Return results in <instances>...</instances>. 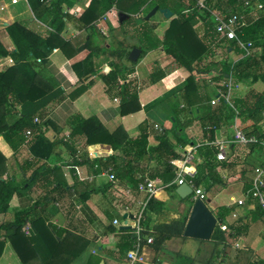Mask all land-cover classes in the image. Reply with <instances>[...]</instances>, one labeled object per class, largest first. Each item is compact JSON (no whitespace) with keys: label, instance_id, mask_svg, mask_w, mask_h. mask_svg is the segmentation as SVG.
Segmentation results:
<instances>
[{"label":"trees","instance_id":"1","mask_svg":"<svg viewBox=\"0 0 264 264\" xmlns=\"http://www.w3.org/2000/svg\"><path fill=\"white\" fill-rule=\"evenodd\" d=\"M27 1L35 18L19 19L5 27L13 40L15 50H7L0 39V58L10 57L14 62L6 70H0V137H3L11 152L7 157L0 150V215H6L11 207L18 206L13 220L0 223V259L6 242L9 241L23 264H29L26 252L35 248L42 226L59 236L54 226H46V221L56 205V194L61 190L68 191L72 201L77 203L89 192V186L93 183L81 182L74 177V185L69 186L62 166L40 164L48 161L61 147L70 152L71 159L77 154L78 143L84 147V162L70 163V174L75 172L76 165L94 176L112 167L115 181L108 182L105 190L119 198L123 206L133 207L135 200L141 196L138 189L141 175L148 174L150 179L158 181L166 188L150 200L147 208L149 212L156 214L166 211L169 201L178 197V187L175 184L177 167L173 161L181 159L184 151L191 147L182 135L195 121L199 122L201 143L206 139L218 140L219 131L232 129L237 118L248 117L254 121L252 125L241 128L246 137H255L256 142L242 145V150L238 146L241 144L233 143L225 161H218V148L215 146L201 145L198 148L195 162L197 174L189 180L197 187H204L207 192L216 186L223 187L230 178L235 177V170L248 163L251 153L256 150L264 153V90L259 92L254 88L257 83L264 84V0H250L251 7L238 0H91L78 18L68 12L74 6L72 0ZM202 1L207 9L200 11L199 3ZM258 3L263 5L262 9L257 8ZM155 7L168 8L173 13L163 36H159L156 25L151 20H146ZM253 9L259 11L257 20L248 26L245 19L246 25L237 30L239 38L245 41L250 38L254 40L250 54L247 55L236 40L216 32L210 11L217 12L228 20L234 15L245 18L246 12ZM112 11L128 16L120 22V27L124 35L138 40L136 47L142 50L139 61L150 51L157 49H163L171 59L165 67L155 69L149 76V83L163 81L177 70H184L188 74L183 88L179 91L182 107L177 112L175 124L172 130L158 129L157 145L151 146V130L147 122L140 124V134L131 138L121 125L110 131L96 116L83 117L77 113L68 121L70 132L50 140L46 135L49 116L68 95L53 88L39 68L38 60L45 62L56 49L62 50L68 57L90 49L91 54L102 51L118 61L128 60L135 46L124 41L116 39L108 48L95 49L92 41L84 46H76L63 37L68 21L75 22L80 30L94 29L95 23ZM199 20L200 24H197ZM2 24L0 18V33ZM219 48L223 50L222 60L215 57ZM230 51L242 57L231 61L228 57ZM207 57L211 60L205 62ZM111 66L112 70L104 76L107 94L111 99L120 101L123 116L138 112L141 109L140 83L134 63L129 67L113 61ZM230 79L235 86L240 88L244 85L248 90L243 92L236 89L229 95L228 88L223 84ZM212 83L222 91L221 96L218 92L215 95L211 93ZM226 95H229L234 107L226 102ZM216 98L218 103L212 105ZM15 115L19 117L11 123L10 118ZM28 130H31L30 136L27 135ZM26 145L31 158L24 162L26 179L18 183L8 173L7 164ZM97 145H107L108 149H99V153L91 157L88 149ZM222 170L233 171L234 174L224 181L220 172ZM245 173L242 168L240 174L245 176ZM253 185V179L247 181V195L253 190ZM127 191L131 192L130 196H127ZM35 192L38 196L31 198V194ZM180 201H189L187 212L171 223L156 224L151 228L146 217L148 211L145 212L142 220L143 245H148L147 239L152 237L153 243L149 246L157 254L165 250L167 241L185 238L184 231L194 202L191 198ZM248 204L254 205V209H248ZM241 207H244V212L229 224V231H222L220 225L216 227L210 241L213 244V253L204 264H216L230 247V241L247 235L252 223L261 221L264 224V209L259 199L251 194L245 206H222L213 213L226 223L237 208ZM27 223L31 224L28 235L24 231ZM120 233L115 257L124 260L133 249L136 234L132 229H122ZM80 253L81 251L74 253L66 264H71ZM100 263L101 260L96 258L91 259L88 264ZM224 263L225 258L220 261V264ZM248 264H264V259H250Z\"/></svg>","mask_w":264,"mask_h":264},{"label":"crops","instance_id":"2","mask_svg":"<svg viewBox=\"0 0 264 264\" xmlns=\"http://www.w3.org/2000/svg\"><path fill=\"white\" fill-rule=\"evenodd\" d=\"M72 1L74 6L68 11H74L75 15L73 16L77 18L82 15L91 2V0H88L86 4H83L81 0ZM258 13L259 11L256 9L246 12L245 19L248 26L257 20ZM124 15L119 13V20L116 24L113 16H117V12H109L95 23L94 29L80 30L75 22L68 21L63 37L71 40L76 46H84L87 42L92 41V47L95 49L108 48L116 39L136 48L139 43L138 40L130 35H124L121 30L120 22L128 18L127 15L123 17ZM172 16L173 13L171 12V16L167 17L163 9L159 8V11L150 19L156 25V31L159 36H163ZM109 17L111 19L105 23L103 19L107 20ZM0 18L3 23L0 39L7 50L13 51L15 50V45L6 32L5 27L16 20L34 19L35 16L30 10L27 0H19L18 5H13L11 0H0ZM249 40L254 41L252 38ZM222 56L223 50L219 48L215 57L218 60H222ZM228 57L229 60L235 61L241 58L242 55H237L235 52L230 51ZM113 61L117 64L131 66L130 63L126 62V59L118 61L109 54L102 53V51H96L91 54L90 49H86L73 57H68L62 50L56 49L51 52L45 62L38 60L39 68L47 81L54 89L61 90L68 95V98L56 106L49 116L50 123L47 127L46 135L50 140L63 137L69 133L68 121L77 113L83 117L96 116L110 131L121 125L131 138L137 137L140 134V124L147 122L151 130L149 139L151 146L157 145L156 131L158 129L172 130L175 124V117L178 115L177 112L182 107V103L179 101V91L183 88L188 74L184 70H177L163 79V81L156 84L149 83V76L156 68H163L171 62V59L163 49L150 51L144 58L134 63L133 66L140 83L139 104L141 109L133 114L123 116L121 114L120 101L111 99L106 92L104 76L112 70L111 62ZM13 64L14 62L10 57L0 58V70H6ZM254 88L262 92L264 84L257 83ZM239 89L245 92L248 87L241 85ZM210 90L215 95L219 89L216 86H212ZM18 117L19 115L11 117L10 122H14ZM253 122L248 117L237 118L234 126L237 125L244 128L252 125ZM234 126L230 130L219 131L218 133V140L225 141L230 144V147L234 143ZM170 137L176 143L172 133H170ZM182 137L191 146L201 143L202 137L199 122L195 121L192 123ZM177 145L181 147L180 144ZM238 146L241 150L244 148L242 145ZM94 148L106 150L108 146L97 145ZM0 150L7 157L11 155L3 137H0ZM30 156L29 147L26 145L16 158L10 159L7 164L8 173L18 183L26 179L24 173L26 165L24 162L30 159ZM70 162V152L65 147H61L48 161L40 164L47 163L50 166H62L68 185L73 186L75 179L69 171ZM263 162L264 153L256 150L249 155L246 165L238 166L235 170L237 175L230 178V181L227 180L229 176L234 174L233 171H220L223 175V180L227 182L223 187L216 186L212 191L208 192L209 199L206 204L209 209L213 212L222 206H236L238 200L245 199L247 195L245 191L246 183L248 180L254 179L255 169ZM242 168L246 171L247 181L245 176L240 174ZM30 174L31 172L28 173V176ZM107 183V177L98 176L94 183L89 186L90 190L85 198L80 199L81 201L77 203L72 201L71 194L68 191L61 190L56 194V205L46 221V226H54L59 236L42 226L40 232H38L35 248L30 252H26L29 264H66L71 256L78 251H81L80 256L76 257L71 264H88L91 259L96 258L101 260L100 264H128L127 259L120 260L115 257L116 246L121 236L120 230L126 227L114 225L115 220L122 224L127 215L122 201L105 190ZM37 196V192L31 194V198L35 199ZM246 199L248 201V197ZM178 201L181 202L179 196L170 200L169 203H171H168L166 211H162L159 214L148 211L146 217L149 220V226L153 228L156 224L171 223L181 218L182 211L172 207ZM246 207L250 210L254 209V205L248 204ZM17 208L18 206L11 207L8 214L0 215V223L13 220ZM132 209L134 211H132L133 213L130 214V217L138 211L136 206H133ZM243 212L244 207H241L237 208L235 213L240 216ZM226 222L228 224L234 222L232 216ZM263 236L264 224L261 221L252 223L247 235L236 241H230V247L222 254L225 257L224 264H248L250 259H264ZM182 239L193 240L187 237L169 240L166 243L165 250L160 252V254L155 253L149 245L145 246L143 252L144 261L138 264H204V259H207L205 252L202 251L205 241L201 249L194 250V254L184 255L179 251L175 254V257L169 255L168 250H173L176 247L174 242L182 241ZM199 242L202 243L201 241ZM209 243L213 245L210 241ZM221 260H223V257L219 258L216 264H219ZM0 264H23L20 256L9 241L6 242Z\"/></svg>","mask_w":264,"mask_h":264},{"label":"built area","instance_id":"3","mask_svg":"<svg viewBox=\"0 0 264 264\" xmlns=\"http://www.w3.org/2000/svg\"><path fill=\"white\" fill-rule=\"evenodd\" d=\"M242 2L245 6L251 7L252 2L250 0H238ZM11 3L13 5H18L19 0H11ZM199 8L201 10L207 9L205 6L204 1L199 3ZM258 9H262L263 5L258 3L257 4ZM69 13L75 15L74 11H68ZM212 18L215 22V30L217 33L226 36L227 38L231 40H236L239 46L246 52L247 55L250 54V48L253 46V42L251 41H245L241 38L238 37L237 35V30L245 26V18L243 16H238L234 15L230 17L228 20H225L222 15H220L217 12L210 11ZM228 90H229V95L232 91L239 89V86H235L232 83V80L230 79L228 82H224V84ZM219 96H221L223 93L222 91H218ZM229 95H226V102L229 104L230 107H234L232 102L229 99ZM218 98L214 99L212 101V105H216L218 103ZM38 121V120H36ZM234 143L241 144V145H248L249 143L256 142L255 137L248 138L244 134L243 130L241 127L235 125L234 126ZM27 135H31V130L27 131ZM201 145H209V146H215L218 148V153H217V159L218 161H225L227 159V155L230 149V144L226 143L225 141H210L208 139L204 140L203 143H198L192 145L190 148L184 151V156L179 159L173 161V164L176 165L177 167V178L175 180V184L177 187L182 186V185H189L193 191L191 200L193 202L197 200H201L205 203L208 202L209 196L208 192L204 187H197L193 184L192 181L189 180V178H194L197 174L196 170V156H197V150ZM77 154L74 156V158L71 159L70 163H83L84 158L82 156L84 147L82 146L81 143H78L77 145ZM88 153H90V156H96L99 153V149H96L94 147H91L88 149ZM75 172L71 174L73 177H77L78 180L81 182H87V183H94L95 179L98 176H105L108 178V182H114L115 181V174L113 172V168L109 167L107 168L102 174L98 176L90 175L85 172L83 168H80L79 165H76ZM253 190L246 195L245 199H240L237 201L238 206H245L247 203V197L251 194L253 197L258 198L259 202L264 209V193H263V188H264V163L262 166H259L258 168L255 169V176L253 179ZM165 186H162L158 181L152 180L149 178L148 174H144L140 176V184H139V193L141 196L135 200V205L137 207V212L136 214L132 215L130 217V214H132L134 211L132 207L124 206V211L127 215L125 221L122 222V224L119 223L118 220L114 221V225H123L125 227H131V229L135 232L136 234V242L133 246L132 251L130 253L128 252L127 254V262L128 264H138L144 261V248L147 245H143L144 237H143V225H142V220L144 218L145 212L148 211V204L150 200L155 197L157 194H159L163 189H165ZM131 192L127 191V196H130ZM233 220H237L239 215L237 213H233L232 215ZM221 226L222 231H229V224L226 223H221L219 224ZM25 233L28 235L30 234L31 231V224L27 223V225L24 228ZM153 243V238L149 237L147 239V244L150 245Z\"/></svg>","mask_w":264,"mask_h":264},{"label":"water","instance_id":"4","mask_svg":"<svg viewBox=\"0 0 264 264\" xmlns=\"http://www.w3.org/2000/svg\"><path fill=\"white\" fill-rule=\"evenodd\" d=\"M158 11L159 7H155L147 15L146 20H150ZM163 11L166 13L167 17L171 16V11L168 8L163 9ZM123 17H125V15ZM141 55V48L136 47L131 51L126 62L130 64L137 63ZM176 193L180 199L188 200L191 198L193 191L189 185L185 184L179 186L176 189ZM221 223L222 220L216 217V215L212 212V210L209 209L205 202L197 200L192 206L191 213L184 231V237L205 242L211 241L216 227ZM125 229H129V227H126Z\"/></svg>","mask_w":264,"mask_h":264},{"label":"rangeland","instance_id":"5","mask_svg":"<svg viewBox=\"0 0 264 264\" xmlns=\"http://www.w3.org/2000/svg\"><path fill=\"white\" fill-rule=\"evenodd\" d=\"M82 1H83V4H86L88 0H81V2ZM199 10L202 11L201 9H199ZM113 17H114V19L116 21V24H117L118 23V20H119V13L117 12V16H113ZM110 19H111V17H109L107 20L106 19H103V20H105L104 22L107 23V22H109ZM198 23L200 24V20H199V22L197 21V24ZM1 31H3V24L1 25ZM210 60H211L210 57L205 58V62H208ZM205 79H208V77H206ZM212 86L214 87L215 85L212 83L211 87ZM187 202H189V201H185V202H179L178 201V202L174 203V205H172V207L173 208H177L178 210H181L182 211L181 212V216H183L184 214H186L187 209H188V203ZM174 244H176L175 245L176 247L173 248V250L172 249L168 250L169 251L168 253H170L169 255H171L173 257H175V254L177 252H179V251L182 252L184 255H190L191 253L194 254L195 253L194 250L195 249H201V246H202L203 243H200L199 241H196L194 239L192 241L182 239V241H176V242H174ZM213 249H214L213 248V245H211L209 243V241L204 243V246H203V250L202 251L205 252V254H206V258L207 259H204L205 262L208 261V256L211 253H213L212 252ZM222 257L225 258L224 256H222ZM219 264H220V261H219Z\"/></svg>","mask_w":264,"mask_h":264}]
</instances>
